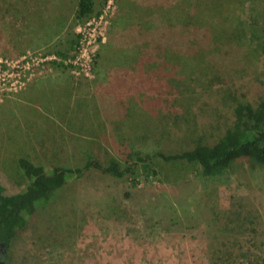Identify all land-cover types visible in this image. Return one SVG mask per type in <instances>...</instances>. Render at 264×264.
Masks as SVG:
<instances>
[{"label":"rangeland","instance_id":"374dc122","mask_svg":"<svg viewBox=\"0 0 264 264\" xmlns=\"http://www.w3.org/2000/svg\"><path fill=\"white\" fill-rule=\"evenodd\" d=\"M78 1L0 0V185L28 191L22 158L129 171L73 179L4 264H264V166L156 157L264 97V0H93L87 18Z\"/></svg>","mask_w":264,"mask_h":264},{"label":"trees","instance_id":"16d2710c","mask_svg":"<svg viewBox=\"0 0 264 264\" xmlns=\"http://www.w3.org/2000/svg\"><path fill=\"white\" fill-rule=\"evenodd\" d=\"M93 8V0H79L77 16L87 18L93 13ZM191 141V148L156 157L165 163L185 162L197 166L207 178L219 176L235 161L242 159L264 166V97L257 106L239 104L234 109L232 126L215 143ZM18 163L29 180L28 191L8 195L0 185V244L14 241L38 210L47 207L69 182L83 176L86 171L96 169L115 177H124L129 171L122 169L115 159L103 165L97 159L89 158L83 169L42 166L25 158Z\"/></svg>","mask_w":264,"mask_h":264},{"label":"water","instance_id":"95a60500","mask_svg":"<svg viewBox=\"0 0 264 264\" xmlns=\"http://www.w3.org/2000/svg\"><path fill=\"white\" fill-rule=\"evenodd\" d=\"M0 253H1L0 264H4V259L6 258L5 243L0 244Z\"/></svg>","mask_w":264,"mask_h":264}]
</instances>
